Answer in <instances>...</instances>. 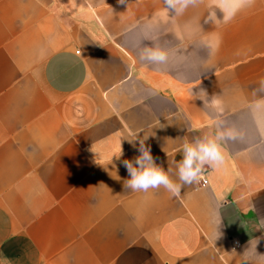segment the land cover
Wrapping results in <instances>:
<instances>
[{"label": "crops", "instance_id": "1", "mask_svg": "<svg viewBox=\"0 0 264 264\" xmlns=\"http://www.w3.org/2000/svg\"><path fill=\"white\" fill-rule=\"evenodd\" d=\"M78 1L67 22L53 0H0V264H240L249 245L264 264V0L228 23L206 19L211 0L178 17ZM142 32L166 64L139 60ZM214 120L242 133L221 167L178 196L124 186L120 160L139 155L125 139L147 137L175 179L179 146Z\"/></svg>", "mask_w": 264, "mask_h": 264}, {"label": "clouds", "instance_id": "2", "mask_svg": "<svg viewBox=\"0 0 264 264\" xmlns=\"http://www.w3.org/2000/svg\"><path fill=\"white\" fill-rule=\"evenodd\" d=\"M130 3L129 0H116V4L124 5L126 10ZM199 3L200 0H161L162 14L168 17L182 16L188 9L198 6ZM251 4L252 0H211V3L208 5V17L206 19H210L211 21V17L218 19L216 13L219 11L221 14L219 20L228 23L239 12L250 7ZM151 39V32L141 33L140 50L138 53L139 60L146 67L166 64L170 58L169 51L149 43ZM156 68L158 69L159 67ZM201 92L203 96L200 95ZM252 94L259 98V100H264V78L258 81ZM191 95L193 99L203 101L205 107L215 112L220 111V105L212 98L208 99L204 90L201 89L195 94L191 91ZM254 107H264V104L258 102ZM213 129L202 137L195 138L192 141L183 140L179 146L182 159L175 162V179H173V176L169 172L158 166L151 154L150 146H147L145 143L147 137L138 136V133H135L131 138L125 139L139 155L135 156L132 160H120V163L128 174L127 179L123 180L124 186L134 192H147L149 189L163 187L173 196H178L183 186L197 183L206 170L221 167L225 160L224 143L236 140L242 135L236 128L223 127L218 120L213 121ZM114 156L120 159L122 156L121 150L118 155ZM214 223L217 231L221 219H215ZM247 249L240 255V264L242 262L249 264V259L245 255Z\"/></svg>", "mask_w": 264, "mask_h": 264}, {"label": "rangeland", "instance_id": "3", "mask_svg": "<svg viewBox=\"0 0 264 264\" xmlns=\"http://www.w3.org/2000/svg\"><path fill=\"white\" fill-rule=\"evenodd\" d=\"M81 5L78 0H53L51 9L60 17L64 18L67 22L73 15L77 16V11Z\"/></svg>", "mask_w": 264, "mask_h": 264}]
</instances>
